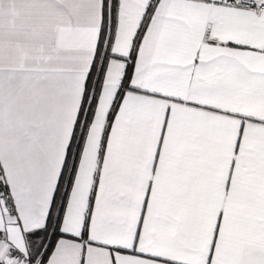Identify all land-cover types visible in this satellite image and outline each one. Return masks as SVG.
<instances>
[{
    "label": "snow or ice",
    "instance_id": "obj_1",
    "mask_svg": "<svg viewBox=\"0 0 264 264\" xmlns=\"http://www.w3.org/2000/svg\"><path fill=\"white\" fill-rule=\"evenodd\" d=\"M0 264H264V0H0Z\"/></svg>",
    "mask_w": 264,
    "mask_h": 264
}]
</instances>
